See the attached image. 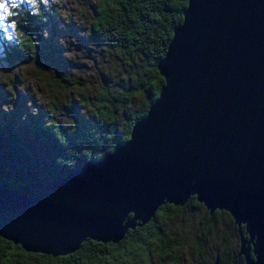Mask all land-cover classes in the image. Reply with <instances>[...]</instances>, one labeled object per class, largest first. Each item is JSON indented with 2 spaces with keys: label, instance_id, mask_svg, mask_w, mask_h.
<instances>
[{
  "label": "water",
  "instance_id": "1",
  "mask_svg": "<svg viewBox=\"0 0 264 264\" xmlns=\"http://www.w3.org/2000/svg\"><path fill=\"white\" fill-rule=\"evenodd\" d=\"M155 70L123 144L56 181L0 182V239L64 257L193 198L229 216L243 264H264V0H187Z\"/></svg>",
  "mask_w": 264,
  "mask_h": 264
},
{
  "label": "trees",
  "instance_id": "2",
  "mask_svg": "<svg viewBox=\"0 0 264 264\" xmlns=\"http://www.w3.org/2000/svg\"><path fill=\"white\" fill-rule=\"evenodd\" d=\"M186 2L187 0H99L87 40L104 51L123 52L136 59L140 64L135 77L126 88L116 91L114 97L105 85H101L99 109L91 119H80L69 109L73 125L71 132L53 125L40 126L32 123L30 139L48 157L47 163L31 159L28 152L30 146L24 148L22 135L14 130L12 122L2 119L0 182L15 187L25 182L56 181L86 162L102 159L113 148L123 144L132 124L144 116L163 84L155 65L165 52L172 30L181 23V12ZM15 13L9 17V22H15V30L22 40L2 43L3 60L10 66L39 65L43 54L34 38L38 36L42 17L26 10H16ZM138 97L144 98V110H134L127 115L124 129L118 132L116 112L109 109V106L125 109ZM98 149L105 150V154L98 155ZM186 206L203 209L193 198L183 207ZM181 210L182 207L163 205L146 224L128 230L117 244L85 241L76 252L64 257L25 253L18 246L0 239V264H141L150 258L151 252L163 259L173 255V246L176 245L175 234L165 232L164 226L176 219V214ZM220 216L229 221L236 233V228L226 213L215 211L209 216L205 211L208 221ZM237 261L242 263V258L238 256Z\"/></svg>",
  "mask_w": 264,
  "mask_h": 264
},
{
  "label": "rangeland",
  "instance_id": "3",
  "mask_svg": "<svg viewBox=\"0 0 264 264\" xmlns=\"http://www.w3.org/2000/svg\"><path fill=\"white\" fill-rule=\"evenodd\" d=\"M17 4L13 12L26 10L42 17L34 41L43 57L39 65L10 66L4 62L2 43H16L22 38L7 26L9 17L0 21V121L12 122L22 135L23 147L30 146L31 159L47 163L48 157L30 139L31 124L73 131L68 110L80 119H91L99 109L100 86L105 85L114 97L116 91L130 84L140 63L87 40L99 0H38V12L26 0H17ZM143 101L138 97L125 109L109 106L116 112L118 132L124 129L127 115L144 110ZM97 154L104 155L105 150L98 149ZM176 217L163 229L175 234L173 255L159 259L151 252L141 264H243L237 261L234 227L224 216L208 221L203 209L186 206Z\"/></svg>",
  "mask_w": 264,
  "mask_h": 264
},
{
  "label": "clouds",
  "instance_id": "4",
  "mask_svg": "<svg viewBox=\"0 0 264 264\" xmlns=\"http://www.w3.org/2000/svg\"><path fill=\"white\" fill-rule=\"evenodd\" d=\"M44 2L46 3L47 0H44ZM0 3H3L6 5V9H0V21H3L7 19L8 17H11L16 14L15 12L12 11V9L19 7V5L17 4V0H0ZM26 3L31 5L37 12L39 11L38 0H26ZM7 26L13 29L14 35H17V36L19 35V33H17L15 30L16 25L14 21H12ZM8 38L11 39V36H9Z\"/></svg>",
  "mask_w": 264,
  "mask_h": 264
},
{
  "label": "snow or ice",
  "instance_id": "5",
  "mask_svg": "<svg viewBox=\"0 0 264 264\" xmlns=\"http://www.w3.org/2000/svg\"><path fill=\"white\" fill-rule=\"evenodd\" d=\"M0 9H6V5L3 3H0Z\"/></svg>",
  "mask_w": 264,
  "mask_h": 264
}]
</instances>
